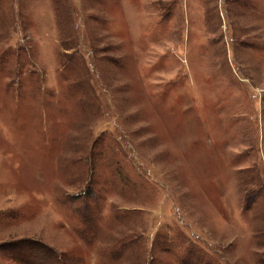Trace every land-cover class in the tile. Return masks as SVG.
I'll use <instances>...</instances> for the list:
<instances>
[{
  "label": "rangeland",
  "instance_id": "374dc122",
  "mask_svg": "<svg viewBox=\"0 0 264 264\" xmlns=\"http://www.w3.org/2000/svg\"><path fill=\"white\" fill-rule=\"evenodd\" d=\"M0 264H264V0H0Z\"/></svg>",
  "mask_w": 264,
  "mask_h": 264
},
{
  "label": "trees",
  "instance_id": "16d2710c",
  "mask_svg": "<svg viewBox=\"0 0 264 264\" xmlns=\"http://www.w3.org/2000/svg\"><path fill=\"white\" fill-rule=\"evenodd\" d=\"M35 261V260H34Z\"/></svg>",
  "mask_w": 264,
  "mask_h": 264
}]
</instances>
